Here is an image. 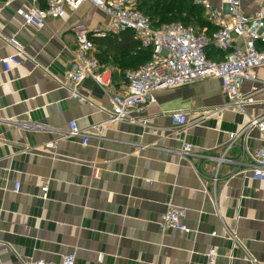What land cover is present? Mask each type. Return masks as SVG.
I'll list each match as a JSON object with an SVG mask.
<instances>
[{"label": "crops", "instance_id": "0c3cea01", "mask_svg": "<svg viewBox=\"0 0 264 264\" xmlns=\"http://www.w3.org/2000/svg\"><path fill=\"white\" fill-rule=\"evenodd\" d=\"M241 1L246 14L264 12V0ZM47 2L0 0V264L60 262L72 251L76 264H212V249L213 264L264 260V181L245 171L264 134L255 128L228 148L231 133L264 115V66L242 86L255 92L244 113L224 108L221 80L207 78L156 91L138 122L109 123L110 98L144 48L128 29L97 35L110 19L90 1L42 26L17 14ZM79 23L95 34L101 65L113 73L111 89L82 80L85 102L66 82ZM12 54L20 63L7 71L2 59ZM177 110L189 113L180 131L170 115ZM71 120L90 134L88 144L60 137ZM51 141L56 147L46 146ZM186 143L195 148L190 157L180 153ZM170 207L186 209L190 231L162 227Z\"/></svg>", "mask_w": 264, "mask_h": 264}, {"label": "built area", "instance_id": "2783aa9c", "mask_svg": "<svg viewBox=\"0 0 264 264\" xmlns=\"http://www.w3.org/2000/svg\"><path fill=\"white\" fill-rule=\"evenodd\" d=\"M85 1H90L107 14L110 21L105 31L96 33L105 36L130 29L142 48H151L152 56L138 68L125 72L124 84L111 96L109 119L107 122H138L136 113L143 112L155 101L154 93L161 89L177 88L207 78L221 80L222 90L227 97L224 108L231 107L244 113L248 105L255 102V92H243L242 86L247 81H256L255 69L264 66V12L249 15L243 12L241 0H224L218 7L211 0H194L204 8L206 20L213 25L212 33L207 28L202 30L194 24L182 22L165 23L158 27L152 25L149 16L139 8V0H48L45 7L22 5L17 9L27 24L44 25L47 20L61 18L69 10H77ZM76 37L75 58L66 75V82L72 90V96L85 102L87 99L79 93V86L86 76H91L104 89L113 87V73L103 67L95 51L92 30L83 23L74 26ZM241 40V41H240ZM241 42V43H240ZM214 45L224 52V58L215 60L208 57L207 48ZM2 63L7 71L19 65L17 54L6 56ZM264 84V80L262 81ZM214 111L209 110L207 111ZM176 131L182 130L189 122V113L182 110L170 113ZM104 123L94 125L93 130L100 131ZM36 126V125H34ZM257 128L264 134V115L251 118L239 131L230 134L228 148L237 140L246 139L249 132ZM61 138L81 137L83 144H88L90 134L80 128L76 120H71L70 127ZM56 147V141L46 144ZM182 156L195 154L191 144H184L180 151ZM252 163L245 170L251 176L264 181V143L252 154ZM225 160V157L219 158ZM150 182V181H148ZM20 183H16L15 191H19ZM49 186L42 188L43 197H48ZM186 209L170 207L162 217L164 229L177 228L183 232L190 228L183 222ZM216 251L210 250L208 258L213 264ZM102 256L100 255L99 258ZM254 264H264L251 257ZM76 251L66 254L60 262L38 259L30 264H76Z\"/></svg>", "mask_w": 264, "mask_h": 264}, {"label": "trees", "instance_id": "16d2710c", "mask_svg": "<svg viewBox=\"0 0 264 264\" xmlns=\"http://www.w3.org/2000/svg\"><path fill=\"white\" fill-rule=\"evenodd\" d=\"M138 8L150 17L152 25L158 27L165 23L182 22L184 24H194L201 30L207 28L210 34L214 30L205 18L204 8L194 2V0H139ZM133 38L136 48L140 45L138 40L134 39V32L128 29ZM142 61L136 67L146 63L152 56L151 48H144L141 51ZM208 57L215 60L224 58V52L211 45L207 48Z\"/></svg>", "mask_w": 264, "mask_h": 264}, {"label": "rangeland", "instance_id": "374dc122", "mask_svg": "<svg viewBox=\"0 0 264 264\" xmlns=\"http://www.w3.org/2000/svg\"><path fill=\"white\" fill-rule=\"evenodd\" d=\"M199 29V31H200V28H198Z\"/></svg>", "mask_w": 264, "mask_h": 264}]
</instances>
